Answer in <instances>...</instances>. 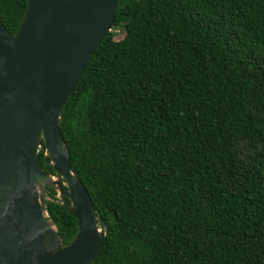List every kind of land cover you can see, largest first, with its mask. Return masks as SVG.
Returning a JSON list of instances; mask_svg holds the SVG:
<instances>
[{
    "label": "trees",
    "instance_id": "trees-1",
    "mask_svg": "<svg viewBox=\"0 0 264 264\" xmlns=\"http://www.w3.org/2000/svg\"><path fill=\"white\" fill-rule=\"evenodd\" d=\"M24 10L0 0L9 35ZM116 28L58 119L106 227L93 264H264V0H119ZM44 192L68 243L75 219Z\"/></svg>",
    "mask_w": 264,
    "mask_h": 264
},
{
    "label": "water",
    "instance_id": "water-1",
    "mask_svg": "<svg viewBox=\"0 0 264 264\" xmlns=\"http://www.w3.org/2000/svg\"><path fill=\"white\" fill-rule=\"evenodd\" d=\"M118 2L25 0L13 35L0 23V264H93L100 252L106 227L70 170L58 119ZM46 188L75 219L68 243L45 212Z\"/></svg>",
    "mask_w": 264,
    "mask_h": 264
},
{
    "label": "rangeland",
    "instance_id": "rangeland-1",
    "mask_svg": "<svg viewBox=\"0 0 264 264\" xmlns=\"http://www.w3.org/2000/svg\"><path fill=\"white\" fill-rule=\"evenodd\" d=\"M112 34L113 40L118 41L123 37V31L121 28L110 29L109 31ZM55 198L57 199V194L55 193Z\"/></svg>",
    "mask_w": 264,
    "mask_h": 264
}]
</instances>
